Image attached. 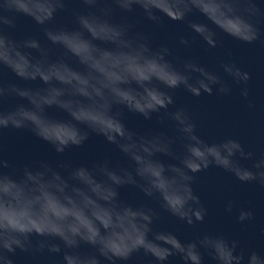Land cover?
Masks as SVG:
<instances>
[{
    "label": "clouds",
    "instance_id": "9594fccd",
    "mask_svg": "<svg viewBox=\"0 0 264 264\" xmlns=\"http://www.w3.org/2000/svg\"><path fill=\"white\" fill-rule=\"evenodd\" d=\"M69 11L72 25L59 23L58 16ZM134 13L156 26L165 16L185 22V46L198 39L217 48L219 31L264 47L259 0H0V264H15L18 251L35 260L60 257L59 264H125L140 252L150 264H168L172 256L205 264V253L215 264H264V251L224 235L184 241L155 226L159 213L153 207L120 199V188L135 186L172 216L196 225L207 214L192 188L197 173L215 165L241 182L264 186V151L257 156L234 138L208 142L188 109H170L171 90L183 87L197 97L214 89L228 94V81L193 59L173 63L167 44L153 48L150 35L136 30ZM194 13L205 20L191 19ZM22 17L36 31L17 38ZM220 63L248 97L251 74L234 60ZM116 106L146 119L159 113L174 135L130 130ZM50 108L67 119L49 115ZM9 129L29 130L58 154L95 133L115 145L125 162L104 158L88 166L41 159L10 171L2 142ZM232 207L230 201L227 210ZM253 215L241 209L238 219Z\"/></svg>",
    "mask_w": 264,
    "mask_h": 264
},
{
    "label": "water",
    "instance_id": "95a60500",
    "mask_svg": "<svg viewBox=\"0 0 264 264\" xmlns=\"http://www.w3.org/2000/svg\"><path fill=\"white\" fill-rule=\"evenodd\" d=\"M259 3L264 6V0H259ZM131 16L134 21H138L136 30L150 35L153 48H158L162 44L168 45L171 50L169 59L173 63L180 65L186 59H193L223 76L231 85V92L228 94H221L214 89L211 94L203 93L199 97L193 96L183 87L171 90L174 104L170 105V109L177 107L188 109L197 123L198 134L208 142L234 138L244 145L246 151H253L257 156L264 151V47L259 42L245 44L219 31L218 39L222 44L217 48L209 49L198 39L185 46L180 43V37L190 33L185 22L170 20L165 16L162 25L156 26L140 13ZM190 18L197 21L205 20L199 13H194ZM72 21L70 11L58 16V22L61 24L71 26ZM261 29L264 31V24L261 25ZM35 31L34 22L30 18L22 17L18 21L14 35L21 38ZM221 60H234L251 74L248 97H244L241 94V86L232 82L223 72ZM7 77L15 79L11 72ZM30 83L33 87L40 84L39 81ZM115 110L120 112L125 126L139 134L167 131L174 135V129L170 124L167 121L161 122L159 113H153L150 119H146L139 113L128 111L121 106H116ZM48 113L56 118L67 119V114L56 108L48 109ZM2 142L5 158L13 166L10 171L22 169L24 165L34 164L41 159L53 164L63 161L72 165L88 166L104 158L112 159L114 162L117 160L125 162L115 145L95 133H90L83 145L73 146L63 154L56 153L51 144L36 137L27 129L5 130ZM159 159L165 163L171 162V158L163 154ZM241 162L251 165V161L248 160ZM192 188L207 210L204 221L197 222L196 225H188L172 216L157 200L145 196L135 186L127 185L120 188L119 197L134 207L146 204L156 209L159 218L155 226L173 231L184 241H191L197 235L209 233L237 240L240 246L246 249L264 251V186L257 182H241L232 173L212 165L196 174ZM230 201L233 207L228 211L227 205ZM241 209H250L254 214L253 218L241 222L238 219ZM13 259L15 264H59L60 257L56 260L49 258L35 260L28 254L18 251ZM204 261L205 264H215L206 253ZM125 264H150V258L140 252L134 254ZM168 264H184V261L179 256H172L169 257Z\"/></svg>",
    "mask_w": 264,
    "mask_h": 264
}]
</instances>
